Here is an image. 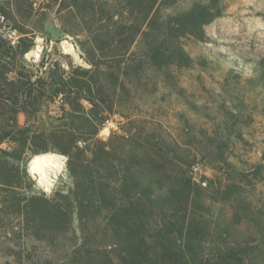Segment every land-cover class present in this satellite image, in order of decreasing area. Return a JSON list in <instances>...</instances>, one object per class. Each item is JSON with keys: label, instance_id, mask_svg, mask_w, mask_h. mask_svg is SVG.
<instances>
[{"label": "rangeland", "instance_id": "obj_1", "mask_svg": "<svg viewBox=\"0 0 264 264\" xmlns=\"http://www.w3.org/2000/svg\"><path fill=\"white\" fill-rule=\"evenodd\" d=\"M62 1L0 0L25 45L41 47L28 59L23 46L0 41V177L8 184L0 181V264H77L84 223L93 243L115 249L112 209L132 199L153 250L162 240L179 252L196 232L191 249L210 264H232L218 258L231 249L247 252L243 264H264V0H220L204 40H177L192 62L162 68L145 59L144 35L124 32L138 22L126 0H94L103 11L88 19L62 10ZM208 1L156 7L165 20ZM46 152L65 162L50 191L29 171ZM77 183L92 198L86 222ZM68 200L64 231L46 227L45 201ZM163 219L177 223L169 237L156 236Z\"/></svg>", "mask_w": 264, "mask_h": 264}, {"label": "trees", "instance_id": "obj_2", "mask_svg": "<svg viewBox=\"0 0 264 264\" xmlns=\"http://www.w3.org/2000/svg\"><path fill=\"white\" fill-rule=\"evenodd\" d=\"M158 2L159 0H126V6L130 12L138 14V22L135 26H124V32L144 35L148 46L145 59L149 60V63H152L155 67L162 68L171 63L187 66L192 60L184 49L177 44V40L186 35L204 40L205 26L222 14L220 0H209L208 3L195 2L188 10L173 16L168 15L165 20H162L163 15L160 13L159 7H156ZM61 9L67 10L74 16L80 15L85 19L94 18L98 13H102L103 11V8L96 5V1L94 0H63ZM104 16L106 15L104 14ZM109 20L113 21V17L110 15ZM120 36H122V33H120ZM130 39L132 40V37ZM121 40L124 41L126 38ZM31 46L25 45V42H23L21 52L27 53L31 49ZM74 84L78 89L84 86V82L80 80H76ZM102 152H104L103 149ZM68 154L70 155V153ZM0 167H2L1 162ZM2 180L0 177V181ZM2 184L8 185L5 181H2ZM192 185L191 180L185 179L183 181L184 189L182 194L188 196L192 192ZM76 188L79 196L77 209L79 210L80 221L86 222L82 211L83 209L85 211L86 208H90L92 198L88 200L89 197L85 191L86 186L77 183ZM93 206L96 209L101 208L96 207V205ZM44 208L42 220L46 224V227L51 228L56 226L59 231L63 232L68 224L70 213H72L70 200L67 203L45 201ZM112 210L108 228L113 230L117 237L115 249L111 248L112 250L108 251L107 247L99 245L95 241L93 243V238L89 235L87 236L85 233L86 228L83 225L85 226L87 223H84L81 227L84 232L81 238H77L79 246L74 251L76 255L75 262L77 264H181L184 262L185 264H210L202 260L191 249L192 243L200 242L196 232L189 233L184 241V245H180L181 250L179 249V252L170 250L167 244L161 242L162 240L157 242L160 249L153 250L150 240L153 235L150 234V229L148 230L144 226L141 219L144 210H140L133 199L130 200L128 205L114 207ZM173 225L176 226L177 223H174V221L167 222L163 219L164 228L159 229L156 236L169 237ZM182 231L183 229L181 228V236H183ZM246 253L241 249H231L221 253L218 258L220 261H228L232 264H243ZM112 255L117 258V262L112 259Z\"/></svg>", "mask_w": 264, "mask_h": 264}, {"label": "bare ground", "instance_id": "obj_3", "mask_svg": "<svg viewBox=\"0 0 264 264\" xmlns=\"http://www.w3.org/2000/svg\"><path fill=\"white\" fill-rule=\"evenodd\" d=\"M61 47L65 53L72 55L75 59H79V56L71 43L64 41L62 42ZM40 52L41 47L37 46L28 53V56L35 55L38 58ZM64 165L65 162L62 155L51 152L40 153L31 158L29 162V171L45 191H50L59 174L63 170Z\"/></svg>", "mask_w": 264, "mask_h": 264}, {"label": "built area", "instance_id": "obj_4", "mask_svg": "<svg viewBox=\"0 0 264 264\" xmlns=\"http://www.w3.org/2000/svg\"><path fill=\"white\" fill-rule=\"evenodd\" d=\"M37 4V3H35ZM0 41L4 42L7 47L10 49L22 48L24 35L19 31L18 27L15 26L13 22L9 19L8 15L0 8ZM37 47V46H36ZM33 50V49H32ZM30 50L29 52H31ZM25 53V56L28 59H38L35 55L28 56V53ZM112 132L111 125H105L101 130V136L106 139L110 136ZM81 144V142L79 143ZM195 172L198 171V167L194 168Z\"/></svg>", "mask_w": 264, "mask_h": 264}]
</instances>
